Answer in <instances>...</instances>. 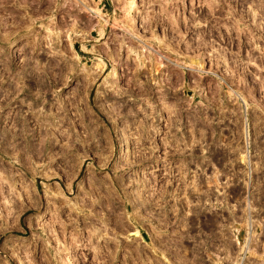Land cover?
I'll use <instances>...</instances> for the list:
<instances>
[{
    "label": "rangeland",
    "instance_id": "374dc122",
    "mask_svg": "<svg viewBox=\"0 0 264 264\" xmlns=\"http://www.w3.org/2000/svg\"><path fill=\"white\" fill-rule=\"evenodd\" d=\"M131 1L0 0V87L10 93L0 115V264H226L229 257L264 264V58L247 75L242 64L243 40L264 29V8L238 0ZM230 44L236 52L227 62ZM192 66L232 72L212 82ZM54 69L83 76L124 129L112 132L109 175L86 162L89 177L81 174L72 191L36 177L38 162L22 163L21 140L12 136L14 155L4 151L6 134L22 121L15 113L21 81ZM233 90L249 98L241 102L250 105L247 115L228 100ZM38 117L46 127L47 114ZM57 119V128L79 132L81 116ZM97 208L107 217L84 238L81 220ZM116 223L118 232L109 227Z\"/></svg>",
    "mask_w": 264,
    "mask_h": 264
},
{
    "label": "crops",
    "instance_id": "0c3cea01",
    "mask_svg": "<svg viewBox=\"0 0 264 264\" xmlns=\"http://www.w3.org/2000/svg\"><path fill=\"white\" fill-rule=\"evenodd\" d=\"M86 70L90 72L89 68ZM53 72L54 74L48 77L27 75L25 80L21 81L22 84L18 86L16 93L21 96H17L19 105L15 113L22 115V121L16 123L17 131L14 135L6 134L4 151L6 154L14 155L9 148L13 146L12 136L17 143L21 140L22 163L30 165V157L34 158L33 162L36 165L38 162L36 177L52 179L53 183L58 184L62 190L72 191L74 181L81 174H87V167L84 166L86 162L98 164L101 176L109 175L110 169L112 170L115 164L113 154L117 147L112 132L117 131L118 135L124 129L120 126L115 128V117L110 116L106 107L102 110L100 104L94 100L92 89L88 90L83 76L56 75L55 69ZM43 98L47 99L46 105L40 101ZM41 114H47L46 127L45 122L40 123V117L36 118V115ZM62 114L81 116L79 132L73 128H57L59 124L57 115ZM34 119H38V122H34ZM40 131L43 132L42 138ZM65 133L76 135V138H61ZM77 164L74 174L68 175L66 171L72 173ZM107 166L109 169H106ZM85 176L89 177L88 174ZM69 177H72L71 181H67ZM59 179L66 180L64 187L59 184Z\"/></svg>",
    "mask_w": 264,
    "mask_h": 264
},
{
    "label": "built area",
    "instance_id": "2783aa9c",
    "mask_svg": "<svg viewBox=\"0 0 264 264\" xmlns=\"http://www.w3.org/2000/svg\"><path fill=\"white\" fill-rule=\"evenodd\" d=\"M260 27L261 28L259 29V31H255V32L254 31H249V33H248L249 41L248 40H243L242 44H245L244 46H242V50L244 51L243 55L245 57L244 60H243L244 62L242 63L244 65L243 72L245 73L243 75H247V73H249V71H250L249 66L250 67H254L256 69L258 67L257 65L261 64V63H259L260 62V58H264V54H262L264 52V47H263L264 45L262 44V43H264V29H263L262 26H260ZM230 28H231V26H230ZM258 44L263 48V50H261L262 48L259 47ZM224 46H225L224 47V52H225L224 57L227 60V62H232V55L236 51L232 49L231 44L229 45V47L227 45H224ZM251 49H253V50L251 51ZM249 56H251L250 57L251 59L248 60ZM207 60H208V63L211 62V60L209 58ZM179 65L182 68L184 67V68H188L189 69V67L186 66V65L185 66H183L181 64H179ZM213 67H215V66L213 65ZM222 67H224V68H222L219 71V70H217L215 68H210V67H207L206 69H199V67H197V66H192V67H190L191 68L190 71H192L193 73H195L198 76H201V77H204V78L208 77L210 80H212V82H215L216 79H217V81L219 80L221 82V81H225L226 78H224V77L228 76L232 72V71L230 72L231 68L229 69V68H227L225 66H222ZM209 79H207V80L209 81ZM208 81H207V83H208ZM243 97H245V99H247L248 103L250 104V100H249V98H247L245 93H240V92H235V91L232 92L231 91V93L228 94V100L229 101L233 99L234 103H238L239 104L238 112H240L242 115H244V114L247 115V113L250 111V105L248 104V110H246L245 105L241 104ZM243 107L245 108L244 111H243ZM245 144H246V146H245V150H244L243 159H245L247 161V156L249 157V160H250L251 150L248 148V145H247L248 141L246 143H244V145ZM242 154H243V152H242Z\"/></svg>",
    "mask_w": 264,
    "mask_h": 264
},
{
    "label": "flooded vegetation",
    "instance_id": "af4514ba",
    "mask_svg": "<svg viewBox=\"0 0 264 264\" xmlns=\"http://www.w3.org/2000/svg\"><path fill=\"white\" fill-rule=\"evenodd\" d=\"M234 1V0H233ZM235 1H237V0H235ZM259 1V2H258ZM263 1L264 0H238L237 1V4H241V3H244L245 4V7H248L250 4H249V2H255L254 4H256V3H260L259 4V7L258 8H260V9H258L259 10V12H260V10H262L263 8H264V5L262 4L263 3ZM260 15H263V13L261 14V13H259ZM2 79V76H0V81H3V82H6V80H1ZM2 83V82H1ZM4 89H6V87H0V115H2V114H6V112H4L5 111V109H6V103H7V101H8V97H9V95H10V93H7V92H5V90ZM17 97V96H16ZM17 99H18V97H17ZM19 105V101H17L16 103H15V106H18ZM3 126V123H0V127H2ZM2 130V129H1ZM88 196V195H87ZM84 204V203H83ZM98 206H101L100 204H97ZM98 209V208H97ZM98 211H99V214L98 213H91L90 214V216H89V219L88 218H85V219H83V220H81L82 221V224H81V227H82V229H83V232H84V235H85V237L84 238H86V236H88L89 235V231L91 232V230H92V227L95 225V226H97V227H100L99 225H97L98 223H101L102 224V226H103V217L105 218V217H107V216H105V215H103V213H104V211L101 209H98ZM98 214V215H97ZM112 222V221H111ZM94 223V224H93ZM113 223V222H112ZM109 226V225H108ZM110 227V229L112 230V231H114V229H115V231H117L118 232V224L116 223L115 224V226H109ZM17 234V233H16ZM94 235V234H93ZM107 236H109V237H113L112 235H107ZM112 242V241H111ZM228 260L226 261V264H232V261H231V258L229 257V258H227ZM117 260V259H116Z\"/></svg>",
    "mask_w": 264,
    "mask_h": 264
},
{
    "label": "bare ground",
    "instance_id": "6f19581e",
    "mask_svg": "<svg viewBox=\"0 0 264 264\" xmlns=\"http://www.w3.org/2000/svg\"><path fill=\"white\" fill-rule=\"evenodd\" d=\"M135 3V0H132L131 1V5L133 6V4ZM86 7V6H85ZM88 9H89V11L91 10V11H93L94 12V10L91 8V7H87ZM143 54L144 53H140L139 54V59H141V57H143ZM138 56V55H137ZM84 66V67H83ZM82 68H84V69H87V68H89V67H87L86 65H82ZM92 68V67H91ZM83 70V69H82ZM89 70H90V68H89ZM85 71H87V70H85ZM91 71V70H90ZM113 71V70H112ZM88 72V71H87ZM112 76H113V78L114 79H118L119 78V76H120V70L118 69V68H114V71L112 72ZM121 80V79H120ZM119 81V80H118ZM116 84H117V82H116ZM42 123V122H41ZM123 145V144H122ZM122 145H121V148H122ZM126 144L124 143V146H125ZM125 149V148H124ZM148 185V184H147ZM246 258V257H245ZM240 263H241V261H240ZM239 263V264H240Z\"/></svg>",
    "mask_w": 264,
    "mask_h": 264
}]
</instances>
